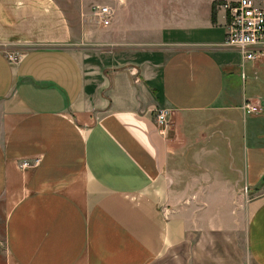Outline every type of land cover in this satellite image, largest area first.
I'll list each match as a JSON object with an SVG mask.
<instances>
[{
    "label": "crops",
    "instance_id": "crops-1",
    "mask_svg": "<svg viewBox=\"0 0 264 264\" xmlns=\"http://www.w3.org/2000/svg\"><path fill=\"white\" fill-rule=\"evenodd\" d=\"M224 1L0 0L2 264H264V56Z\"/></svg>",
    "mask_w": 264,
    "mask_h": 264
},
{
    "label": "built area",
    "instance_id": "built-area-1",
    "mask_svg": "<svg viewBox=\"0 0 264 264\" xmlns=\"http://www.w3.org/2000/svg\"><path fill=\"white\" fill-rule=\"evenodd\" d=\"M264 0H236L224 1L218 6L226 12V36L224 45L228 48L239 50L244 60H252L264 56ZM94 17L103 26L111 24L113 10L107 5H94L92 7ZM10 62L20 59L19 54L8 53ZM243 110L246 114H255L260 109L250 103L245 102ZM171 110L160 108L155 115L157 128L164 132L171 123ZM39 164V159L22 160L19 166L22 169L35 167Z\"/></svg>",
    "mask_w": 264,
    "mask_h": 264
},
{
    "label": "rangeland",
    "instance_id": "rangeland-1",
    "mask_svg": "<svg viewBox=\"0 0 264 264\" xmlns=\"http://www.w3.org/2000/svg\"><path fill=\"white\" fill-rule=\"evenodd\" d=\"M103 4H105V0H90V7H91V9H92V7L94 5H103ZM158 109H160V108H157L155 110V112H154L155 115H156V112H157ZM1 216H2V213H1V210H0V217ZM3 251H4V245H3V242L1 240V242H0V264H2V262H3Z\"/></svg>",
    "mask_w": 264,
    "mask_h": 264
},
{
    "label": "trees",
    "instance_id": "trees-1",
    "mask_svg": "<svg viewBox=\"0 0 264 264\" xmlns=\"http://www.w3.org/2000/svg\"><path fill=\"white\" fill-rule=\"evenodd\" d=\"M213 18H214V12H213Z\"/></svg>",
    "mask_w": 264,
    "mask_h": 264
}]
</instances>
